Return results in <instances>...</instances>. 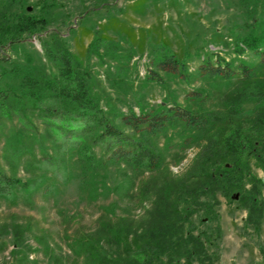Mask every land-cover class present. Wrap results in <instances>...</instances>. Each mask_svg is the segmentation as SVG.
Instances as JSON below:
<instances>
[{"label":"rangeland","instance_id":"obj_1","mask_svg":"<svg viewBox=\"0 0 264 264\" xmlns=\"http://www.w3.org/2000/svg\"><path fill=\"white\" fill-rule=\"evenodd\" d=\"M39 18L41 26L23 25ZM258 34L264 35V0H0V88L14 99L0 118V224L22 228L15 253L11 234L0 235V264H68L76 232L94 230L100 214L137 219L149 207L148 197L139 200L144 187L158 185L164 175L181 176L199 137L180 126L141 137L122 127L119 115L178 104L211 116L231 81L199 76L196 67L213 63L215 56L231 66L253 64L252 52L238 49L243 39ZM54 39L80 60L78 72L94 96L95 116L119 127L132 146L149 147L158 156L157 171L108 162L103 143L91 142L89 134L85 149L76 138H66L63 127L84 123L72 114L64 122L51 118L62 128L45 126L37 107L66 108L44 86L57 75L44 48ZM163 53L185 63L187 80L160 71L161 82L146 79ZM32 88L41 92L39 100L28 98ZM190 91L199 92L202 102L187 103ZM248 106L245 102L238 113ZM95 120L86 121L94 134L101 130ZM194 135L195 141L186 139ZM250 169L264 199V169L252 164ZM217 199L211 212L193 216L212 264H264V209L255 229L246 225V211L236 199L220 194Z\"/></svg>","mask_w":264,"mask_h":264},{"label":"trees","instance_id":"obj_2","mask_svg":"<svg viewBox=\"0 0 264 264\" xmlns=\"http://www.w3.org/2000/svg\"><path fill=\"white\" fill-rule=\"evenodd\" d=\"M39 22L42 19H29L23 25L35 28L41 26ZM44 48L57 69V75L46 80L44 86L66 107L63 112L54 107H37L35 111L44 119L45 126L62 128L51 118L64 122L68 121L66 116L72 114L71 119L84 123L78 129L66 124L65 132H61L66 138H76L85 149V137L89 134L91 142L103 143L108 162L124 161L133 169L142 168L148 173L157 171L158 156L149 147L132 146V139L119 127L102 116H95L94 96L84 73L78 72L80 60L60 40L54 39L52 47ZM244 49L254 55L253 64L240 62L231 66L228 61L215 56L213 63L205 60L196 67L199 76L231 81L228 90L219 92V96H223L222 103L211 116L178 104L145 113L119 115L121 126L141 137L175 126L192 131L199 137L198 150L181 176L164 175L158 185L150 182L148 193L144 187L139 200L148 197L149 207L137 219L108 216L104 211L106 214L98 216L94 230L77 231L69 244L73 258L68 264H212L203 240L194 232L193 216L199 211L211 212L218 204V194L227 200L236 199L237 205L246 211V225L259 228L264 199L260 193L261 182L250 168L252 164L264 169V35L243 39V48L238 50ZM152 64L156 72L146 74L148 80L161 82L157 71L187 80L185 63L173 53L161 54ZM71 82L73 86H70ZM29 92L31 101L40 99L41 92L33 88ZM184 100L194 105L202 102L199 92L195 91L185 94ZM13 102L8 89L0 88V118L8 115L7 110ZM245 102L250 106L239 114L238 110ZM89 117L96 119L100 132L94 134L91 124L86 122ZM186 139L195 141L196 136ZM6 233L11 234L15 247L11 252H17L22 241V228L0 224V235Z\"/></svg>","mask_w":264,"mask_h":264},{"label":"water","instance_id":"obj_3","mask_svg":"<svg viewBox=\"0 0 264 264\" xmlns=\"http://www.w3.org/2000/svg\"><path fill=\"white\" fill-rule=\"evenodd\" d=\"M263 183H264V180H263Z\"/></svg>","mask_w":264,"mask_h":264}]
</instances>
